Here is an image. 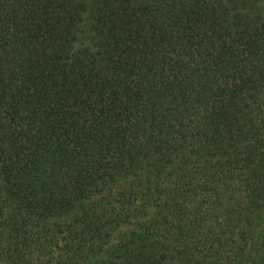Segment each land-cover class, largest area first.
<instances>
[{"label": "trees", "instance_id": "obj_1", "mask_svg": "<svg viewBox=\"0 0 264 264\" xmlns=\"http://www.w3.org/2000/svg\"><path fill=\"white\" fill-rule=\"evenodd\" d=\"M0 264H264V0H0Z\"/></svg>", "mask_w": 264, "mask_h": 264}, {"label": "rangeland", "instance_id": "obj_2", "mask_svg": "<svg viewBox=\"0 0 264 264\" xmlns=\"http://www.w3.org/2000/svg\"><path fill=\"white\" fill-rule=\"evenodd\" d=\"M88 16H92V12H90ZM153 214H154V210H150L148 208L146 215L142 216L138 220H147V219L153 217ZM135 222H136V220H132V221L128 222L127 224L123 225L122 232H125V234H127L128 232H131L132 230H134L136 228Z\"/></svg>", "mask_w": 264, "mask_h": 264}]
</instances>
